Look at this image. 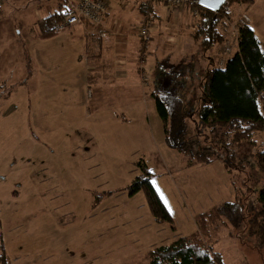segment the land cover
<instances>
[{
  "label": "rangeland",
  "instance_id": "obj_1",
  "mask_svg": "<svg viewBox=\"0 0 264 264\" xmlns=\"http://www.w3.org/2000/svg\"><path fill=\"white\" fill-rule=\"evenodd\" d=\"M65 1L71 9L76 0ZM23 2L0 0V232L11 264H148L147 250L180 237L200 240L221 255L223 264H263L261 253L245 234L244 221L258 210L256 190L249 181L250 172L257 174L255 169L233 172L240 191L234 190L230 201L240 205L245 227H233L222 218L212 221L215 226L204 236L194 223V214L209 212L229 198L219 187L216 193H221L216 195L208 189L187 195L180 188L179 182L207 177L210 167H186L181 155L164 145L162 123L150 97L153 75L143 64L150 37L144 41L138 36L140 26L132 31L140 44L136 71L145 68L146 74L136 73L140 81L136 76L122 84L90 86L86 83L90 62L81 41L94 26L84 28L86 36L74 28L37 38L31 32L38 29L36 23L25 27L34 16ZM188 2L169 4L191 12ZM227 10L229 16L219 22L223 39L212 49L215 55L199 46L193 57L189 51L175 49L160 64L163 78L181 80L189 69L191 77L182 83L195 99L198 78L209 66L210 54L222 66L228 57L223 51H236L238 28L250 23L253 13L258 20L256 33H264V0H256L252 10L241 3ZM40 13V17L46 15ZM191 17L193 32L198 15ZM14 59L27 60L28 66L22 64L23 71L17 70L21 63ZM130 62L128 70L134 71ZM192 121L187 123L189 128ZM252 140L253 147L247 144L236 151L249 165L254 148L264 147L262 134ZM141 162L152 174V186L166 209L175 211V224L155 221L141 192L127 195V187L139 175L136 164ZM169 189L177 195L172 193V203L166 193Z\"/></svg>",
  "mask_w": 264,
  "mask_h": 264
},
{
  "label": "trees",
  "instance_id": "obj_2",
  "mask_svg": "<svg viewBox=\"0 0 264 264\" xmlns=\"http://www.w3.org/2000/svg\"><path fill=\"white\" fill-rule=\"evenodd\" d=\"M251 1L225 0L216 13L198 6L197 24L190 34L196 46L206 51L222 44L223 34L219 31V22L229 16L227 9L236 3L249 4ZM147 6L141 4L140 11L145 17L139 26L147 22L149 32L151 21L156 16L153 8ZM69 13L67 2L60 1L49 16L36 23V37L50 38L60 31L69 30L70 26L64 24ZM59 26L62 28L59 29ZM210 55L209 66L198 78L196 99L192 97L193 93L188 94L186 83H182V79L191 77L189 69L183 73L181 80L171 76V81H168L162 78L164 70L160 64L157 72L166 90L160 93L155 88L150 97L154 102L155 113L162 123L164 145L180 154L186 162V167L220 161L236 194L240 188L239 184L234 182L233 172L242 173L247 168L255 169L257 174L250 172L249 181L256 190L255 202L258 210L253 218L244 221L247 224L245 234L252 242L253 248L261 253L264 264V147L254 148L251 165L236 152L243 145L253 147L252 139L257 134L264 137V111L260 105L264 100V48L248 23L238 28L237 50L222 66L217 65L212 53ZM189 99L191 102L186 104ZM186 106L189 109L186 110ZM191 119L193 128H189L187 124ZM262 143L264 146V142ZM136 165L139 175L127 187V195L133 196L141 192L151 217L158 223L171 226V214L152 186V174L143 162ZM222 218L233 227H245L243 211L237 201L223 203L209 212L196 213L193 221L205 236L210 234L211 228L215 226V223L211 225L212 221L219 222ZM146 258L148 264H223L219 253L203 246L200 240L188 237L177 238L165 246L150 248L146 251ZM0 264H11L4 249L1 232Z\"/></svg>",
  "mask_w": 264,
  "mask_h": 264
},
{
  "label": "crops",
  "instance_id": "obj_3",
  "mask_svg": "<svg viewBox=\"0 0 264 264\" xmlns=\"http://www.w3.org/2000/svg\"><path fill=\"white\" fill-rule=\"evenodd\" d=\"M43 0H26V3L23 2L26 8L33 10L32 14L34 16L32 23L26 25L25 27L28 28L29 26L35 25L37 21L49 16L52 11L55 9V5L57 4L56 1H47L41 3ZM47 1V2H46ZM256 0H252L249 4H247V8L252 10L255 7ZM141 4L148 5L147 7L153 8V13L155 14V18L151 21V26L149 30V43L145 47V52L147 54V58L143 63L150 69L149 74L152 77V90L156 88V91H164L166 88L162 86V81L160 74H158L157 69L159 68L158 65L163 62V60L170 59L175 49L179 52L181 51H189L190 56L197 52L198 47L195 45L193 40L190 37L191 30H193L192 23L193 18L191 17V13L186 7L183 6H170L165 4L163 1L160 0H109L107 2L106 12L103 15L102 21L98 26H91L90 24L86 25H73L69 27V30H73L74 28L80 29L85 35V29L87 26L93 27L91 32L89 31L87 34V38L82 39L81 46L84 50V56H86V60L90 62L87 70H86V83L90 86H100L101 84H122L123 80L127 77L134 79L137 76V80L142 75H145L146 69L140 68L139 71H136V59L138 55V50L140 47L139 41L136 39L134 35H132V31H134L138 25L141 24V21L145 17L141 9ZM40 12H45L44 17H40ZM249 12V11H248ZM250 13V12H249ZM128 17L133 20H127ZM127 18V19H126ZM256 15L253 13V16L250 18L249 26L253 30L256 38L260 42V45L264 48V44L262 45L261 39H264V33H256L257 26L256 23L258 22ZM125 22V24H124ZM16 24L11 25V28H14ZM127 25V28L125 27ZM20 26V24H19ZM36 27V25H35ZM89 28V27H88ZM180 28V29H179ZM37 29V28H36ZM154 29V30H153ZM181 30V32H180ZM15 31V29H14ZM29 31V30H28ZM184 31V32H183ZM19 32V31H18ZM17 32V33H18ZM32 33H38V29L36 32L34 30L31 31ZM175 34V35H171ZM177 46V47H176ZM186 48V49H182ZM17 49V48H16ZM172 49V50H171ZM4 50V49H3ZM171 50V51H170ZM237 50V48H236ZM213 55L215 52L211 50ZM188 52V53H189ZM226 58L232 56L236 51L233 50L232 52H228V50L223 51ZM1 53V52H0ZM23 56L25 55L22 52ZM22 56V57H23ZM193 57V56H192ZM15 62H20L17 70H21L22 64L28 66L27 60L24 59H14ZM134 65V71H129V63ZM193 62V61H192ZM194 65V62H193ZM97 69H101V73H97ZM23 71V70H21ZM140 74L139 77L137 74ZM168 81H171V76L166 77ZM136 80V82H137ZM141 83V82H140ZM142 84V83H141ZM163 87V88H162ZM97 89H100L97 87ZM152 99V98H151ZM153 101V100H152ZM154 103V102H153ZM122 110V109H121ZM123 111V116H127L128 114L125 110ZM175 151V150H173ZM173 153V152H172ZM172 155L175 154L173 153ZM216 163V167L213 166ZM210 167L208 172V176L204 178H198V182H179L180 188L185 190L187 195L190 192L195 194L201 190H207L208 192L212 191L213 193L217 192V187L220 189H224L226 194L229 198L226 202L230 203V198L234 195V190L232 188L231 182L228 180L229 175L224 170L221 162L218 160H214L213 162L207 165H198L194 167ZM213 169V170H211ZM220 176L221 181H216L217 177ZM225 176V179H224ZM228 177V178H227ZM214 179V182H212ZM219 179V178H218ZM204 180V182H203ZM207 180L209 182H207ZM222 180L224 182H222ZM176 192H178L176 188V183L173 184ZM171 192L167 191L166 193L170 194L169 200L172 203V193L175 192L172 189ZM158 193V192H157ZM174 194V193H173ZM159 195V193H158ZM177 196L176 194H174ZM162 203L164 199L160 196ZM220 197V196H219ZM168 199V197H167ZM166 207V203H163ZM172 208V207H171ZM175 210V209H173ZM175 211L170 209V214L173 220V223H176V214Z\"/></svg>",
  "mask_w": 264,
  "mask_h": 264
},
{
  "label": "built area",
  "instance_id": "obj_4",
  "mask_svg": "<svg viewBox=\"0 0 264 264\" xmlns=\"http://www.w3.org/2000/svg\"><path fill=\"white\" fill-rule=\"evenodd\" d=\"M108 1L109 0H76L74 1L73 6H71L69 15L66 16L64 20V24L67 26L84 25V24H90L92 26H96L97 24L101 22L103 15L106 12ZM198 1L199 0H189L188 2V7L191 11L190 13L192 16L198 15V12H197V7L199 6ZM164 2L170 3L172 5L185 4V0H164ZM243 19L244 21H248L249 18L246 15H244ZM245 24H248V22H246ZM148 27H149V24L146 22L138 30V36L144 41H147L149 39L148 38ZM58 28L61 29L62 26H59Z\"/></svg>",
  "mask_w": 264,
  "mask_h": 264
},
{
  "label": "water",
  "instance_id": "obj_5",
  "mask_svg": "<svg viewBox=\"0 0 264 264\" xmlns=\"http://www.w3.org/2000/svg\"><path fill=\"white\" fill-rule=\"evenodd\" d=\"M225 0H199V7L206 9L211 12H218L220 6L223 4Z\"/></svg>",
  "mask_w": 264,
  "mask_h": 264
}]
</instances>
